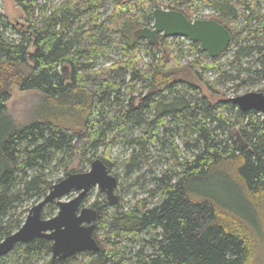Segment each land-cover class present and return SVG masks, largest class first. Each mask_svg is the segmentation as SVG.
I'll list each match as a JSON object with an SVG mask.
<instances>
[{"label": "trees", "instance_id": "obj_1", "mask_svg": "<svg viewBox=\"0 0 264 264\" xmlns=\"http://www.w3.org/2000/svg\"><path fill=\"white\" fill-rule=\"evenodd\" d=\"M15 2L24 30L13 31L0 12V241L22 226L26 206L60 181L53 177L58 168L66 175L77 157L90 164L96 157L111 174L106 154L113 134L130 136L127 175L153 162L155 145L165 153L166 170L132 207L117 202L109 212L104 200L91 206L98 252L53 260L51 242L35 239L15 245L0 264H251L257 258L264 264V120L230 98L209 100L192 81L219 93L221 80L237 81L239 89L264 78L261 2ZM195 2L231 33L229 62L219 63L226 51L211 59L187 39L158 36L153 45L134 38L137 29L151 27L155 9L190 18ZM110 49L120 58L99 66ZM11 83L44 97L28 125L16 126L7 114ZM56 212L53 202L41 216Z\"/></svg>", "mask_w": 264, "mask_h": 264}, {"label": "water", "instance_id": "obj_2", "mask_svg": "<svg viewBox=\"0 0 264 264\" xmlns=\"http://www.w3.org/2000/svg\"><path fill=\"white\" fill-rule=\"evenodd\" d=\"M152 18L151 27L137 29L133 33L134 38L147 40L153 45L158 43V36L187 39L199 44L200 49L211 59L222 55L231 43L229 30L214 20L190 21L180 11L160 8L152 12ZM229 102L242 112H258L264 120V91L231 97ZM95 187L105 195L110 207L117 204L115 190L118 181L100 159L93 160L88 171L67 173L53 184L47 195L29 209L22 226L0 241V257L10 253L15 245L35 239L51 242L53 260H64L84 252H98L100 248L93 237L97 211L81 206L87 194ZM70 194H75L74 198L62 201ZM53 202L57 206V213L43 219L42 211Z\"/></svg>", "mask_w": 264, "mask_h": 264}, {"label": "rangeland", "instance_id": "obj_3", "mask_svg": "<svg viewBox=\"0 0 264 264\" xmlns=\"http://www.w3.org/2000/svg\"><path fill=\"white\" fill-rule=\"evenodd\" d=\"M259 1L264 8V0ZM160 9L167 10L164 7H160ZM107 10L109 13L110 8H107ZM193 10L194 13L192 14V16L190 18H187L190 21L214 20L212 18L213 11H211V9L207 8V6L201 3L195 2ZM0 12L2 13V15H4L6 21L10 23L12 27H14L13 31L17 33V31L24 30L27 23L21 9L17 6L15 0H0ZM236 26L241 27L240 21L236 23ZM9 33L11 34V37L16 39L17 36L15 34H12V31ZM179 39V41H184V39L182 38ZM169 41H171V38H169ZM184 44L187 45L186 43ZM231 51L232 49H228L225 52V56L222 57L221 61L219 62L220 64L223 65L225 62H229ZM119 58L120 55L118 54V52L116 50L110 49L107 51V54L105 56L97 61V64L101 67H104ZM188 60H191V58H184V60L181 61L182 65H184ZM214 74L215 73L209 74V81H212L216 78ZM192 81L200 90V92L211 101L229 99L231 97L242 95L247 92L264 91V78H259L256 84L252 85L251 87H243L239 89L235 87L238 83L237 81L231 83L221 80L220 84H218V87L216 88L219 93H214L208 90L205 85L200 84L194 78L192 79ZM7 90L9 93V100L6 102L7 114L12 119L14 124L20 127L33 122L35 118H37L39 109L44 104V97L37 91H22L16 84L13 83L8 85ZM129 137L130 136H127L125 133L120 134V136H115L114 134L109 136V139L112 140V145L110 146L106 154L110 158L111 164L113 165L111 175L114 176L118 181V187L115 190V194L118 196V203H120L121 207L124 209L132 207L137 200L145 198L147 196V190L152 186V184L149 183V180L154 176L160 175L166 170V166L164 164L165 153L161 150L160 146L155 145L154 147H151L150 151L154 158L153 162H150L151 164H143L140 166L139 170L135 171L130 176L127 175L125 170L126 162L131 158L133 153V149L130 148L129 145L125 142L126 139H129ZM103 151V147L98 149L97 156L100 155ZM184 156L190 157V154H188V152H185ZM94 158L96 159V157ZM94 158H92L91 160H94ZM79 168H82V172H86L90 168V163H88L86 160H82V158L80 157H77L70 164L68 173H71V171H75ZM53 177L54 181L61 180L65 177V173L60 168H58ZM74 196L75 194H70L63 198L62 201H69L74 198ZM103 200L107 202L105 195L100 193L98 188L95 187L91 189V191L85 197L83 207H91L94 203H102ZM33 205L34 204L32 203L28 204L26 206V209L29 210ZM114 208V206H109V212L113 211ZM258 262L259 259L257 258L255 261H252V263H250L259 264Z\"/></svg>", "mask_w": 264, "mask_h": 264}, {"label": "flooded vegetation", "instance_id": "obj_4", "mask_svg": "<svg viewBox=\"0 0 264 264\" xmlns=\"http://www.w3.org/2000/svg\"><path fill=\"white\" fill-rule=\"evenodd\" d=\"M198 45H199V44H198ZM227 50H228V49H227ZM227 50H226V51H227ZM81 206L83 207V204H82ZM91 208H92V207H91Z\"/></svg>", "mask_w": 264, "mask_h": 264}]
</instances>
